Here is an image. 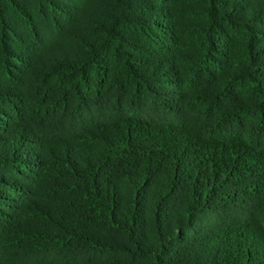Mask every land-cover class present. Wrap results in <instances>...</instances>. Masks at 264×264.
I'll use <instances>...</instances> for the list:
<instances>
[{
  "label": "trees",
  "instance_id": "16d2710c",
  "mask_svg": "<svg viewBox=\"0 0 264 264\" xmlns=\"http://www.w3.org/2000/svg\"><path fill=\"white\" fill-rule=\"evenodd\" d=\"M0 264H264V0H0Z\"/></svg>",
  "mask_w": 264,
  "mask_h": 264
}]
</instances>
